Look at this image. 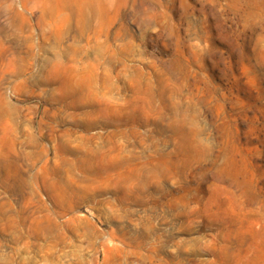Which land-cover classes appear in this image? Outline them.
<instances>
[{"label": "rangeland", "instance_id": "374dc122", "mask_svg": "<svg viewBox=\"0 0 264 264\" xmlns=\"http://www.w3.org/2000/svg\"><path fill=\"white\" fill-rule=\"evenodd\" d=\"M0 264H264V0H0Z\"/></svg>", "mask_w": 264, "mask_h": 264}]
</instances>
